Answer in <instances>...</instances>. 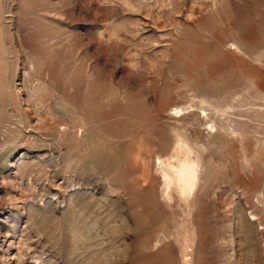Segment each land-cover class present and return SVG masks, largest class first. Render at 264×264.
Returning a JSON list of instances; mask_svg holds the SVG:
<instances>
[{"label": "rangeland", "instance_id": "1", "mask_svg": "<svg viewBox=\"0 0 264 264\" xmlns=\"http://www.w3.org/2000/svg\"><path fill=\"white\" fill-rule=\"evenodd\" d=\"M0 264H264V0H0Z\"/></svg>", "mask_w": 264, "mask_h": 264}, {"label": "bare ground", "instance_id": "2", "mask_svg": "<svg viewBox=\"0 0 264 264\" xmlns=\"http://www.w3.org/2000/svg\"><path fill=\"white\" fill-rule=\"evenodd\" d=\"M98 146L95 147V149H92L90 146L81 148V150H79V152L77 153L76 157H77V161L79 162V164H85V165H90L89 163H94L96 165H100L103 164V162L106 161V155L103 153V150L100 149L102 147H100V143L97 144ZM110 153V152H109ZM111 160L109 161V167L110 168H115L118 167L117 163L118 161H116V156L115 155H111ZM108 159V158H107ZM93 161V162H92ZM119 165V163H118ZM116 170V169H115ZM118 171V170H117ZM121 171V170H120ZM121 177H119L120 179ZM123 178V177H122ZM118 179V178H117ZM122 181V180H121ZM206 198V197H205ZM212 209V208H211ZM201 213V212H200ZM198 214V212H197ZM196 215V214H195ZM200 215V214H199ZM200 218V217H199ZM204 221V220H203Z\"/></svg>", "mask_w": 264, "mask_h": 264}]
</instances>
